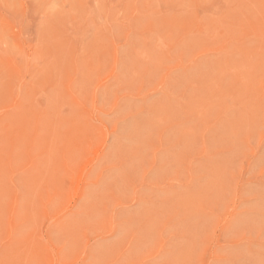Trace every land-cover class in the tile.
Wrapping results in <instances>:
<instances>
[{"label": "rangeland", "instance_id": "1", "mask_svg": "<svg viewBox=\"0 0 264 264\" xmlns=\"http://www.w3.org/2000/svg\"><path fill=\"white\" fill-rule=\"evenodd\" d=\"M0 264H264V0H0Z\"/></svg>", "mask_w": 264, "mask_h": 264}]
</instances>
